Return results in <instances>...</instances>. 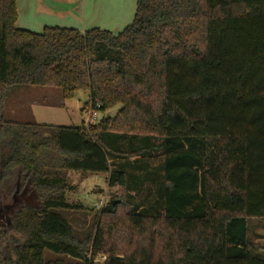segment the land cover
Returning a JSON list of instances; mask_svg holds the SVG:
<instances>
[{
  "label": "trees",
  "instance_id": "1",
  "mask_svg": "<svg viewBox=\"0 0 264 264\" xmlns=\"http://www.w3.org/2000/svg\"><path fill=\"white\" fill-rule=\"evenodd\" d=\"M17 20L0 0V264H264L248 239L264 220V0H137L119 34ZM21 87L88 93L83 112L104 117L6 122ZM71 173L121 189L95 235L57 213L81 208Z\"/></svg>",
  "mask_w": 264,
  "mask_h": 264
},
{
  "label": "rangeland",
  "instance_id": "2",
  "mask_svg": "<svg viewBox=\"0 0 264 264\" xmlns=\"http://www.w3.org/2000/svg\"><path fill=\"white\" fill-rule=\"evenodd\" d=\"M79 1L73 0L72 4L64 6L65 10L55 7L56 12L58 14L68 10L70 12H78L75 11V8ZM130 2L132 6L135 5L137 7V0H130ZM52 4L54 5L52 0H40V5H44V7H51ZM72 19L76 20V17L73 16ZM85 20V13H83V16L78 18V22L83 24ZM61 95L59 90L37 87L14 89L8 95L4 120L11 123H35L56 127H81L83 123L87 126L89 115L83 112V109L89 102L88 93H79L71 101H65ZM120 108L112 110L110 112L111 116L114 117ZM97 115L98 122H101L104 117L103 114L97 113ZM70 185L73 190L67 192V202L81 208L76 211L61 210L57 211V213L69 222L80 237H84L91 232L95 235L97 226L94 228V218L101 216L100 211L102 208L115 196L120 195L121 189H110L108 180L104 176H90L80 173L70 174ZM248 239L257 247L258 253L264 255V220L254 219L248 222ZM47 258L57 259L56 256L50 253L47 254ZM63 260L72 263L69 259Z\"/></svg>",
  "mask_w": 264,
  "mask_h": 264
},
{
  "label": "crops",
  "instance_id": "3",
  "mask_svg": "<svg viewBox=\"0 0 264 264\" xmlns=\"http://www.w3.org/2000/svg\"><path fill=\"white\" fill-rule=\"evenodd\" d=\"M52 1L54 5L44 7L40 5V0H17L16 28L36 34H42L44 29L49 27L76 29L82 33L101 29L119 34L132 24L136 13V7L132 6L130 0H80L75 8L78 12L68 10L58 14L56 8L65 10L64 6L72 4L73 0ZM83 13L86 20L81 24L78 18L83 16ZM73 16L76 20L72 19Z\"/></svg>",
  "mask_w": 264,
  "mask_h": 264
},
{
  "label": "built area",
  "instance_id": "4",
  "mask_svg": "<svg viewBox=\"0 0 264 264\" xmlns=\"http://www.w3.org/2000/svg\"><path fill=\"white\" fill-rule=\"evenodd\" d=\"M99 108H100V104L97 103L96 108L95 106H90L88 112H86V114L89 115V121L87 127L95 126L98 123L97 113H100L98 111Z\"/></svg>",
  "mask_w": 264,
  "mask_h": 264
},
{
  "label": "flooded vegetation",
  "instance_id": "5",
  "mask_svg": "<svg viewBox=\"0 0 264 264\" xmlns=\"http://www.w3.org/2000/svg\"><path fill=\"white\" fill-rule=\"evenodd\" d=\"M1 163H2V161L0 159V166H1ZM5 216H6L5 211L3 209H0V222L5 221ZM1 226L5 227L3 222L1 223ZM10 239H11V241H13V240L17 241L18 240V239H15L14 236H11Z\"/></svg>",
  "mask_w": 264,
  "mask_h": 264
},
{
  "label": "water",
  "instance_id": "6",
  "mask_svg": "<svg viewBox=\"0 0 264 264\" xmlns=\"http://www.w3.org/2000/svg\"><path fill=\"white\" fill-rule=\"evenodd\" d=\"M113 205H115V204L113 203Z\"/></svg>",
  "mask_w": 264,
  "mask_h": 264
}]
</instances>
